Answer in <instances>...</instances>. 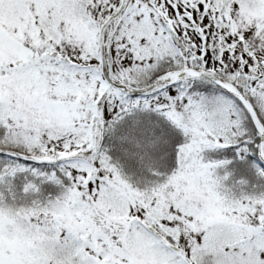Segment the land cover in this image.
Returning <instances> with one entry per match:
<instances>
[{"label": "snow or ice", "instance_id": "6c2138e0", "mask_svg": "<svg viewBox=\"0 0 264 264\" xmlns=\"http://www.w3.org/2000/svg\"><path fill=\"white\" fill-rule=\"evenodd\" d=\"M261 162L264 0H0V264H264Z\"/></svg>", "mask_w": 264, "mask_h": 264}, {"label": "rangeland", "instance_id": "374dc122", "mask_svg": "<svg viewBox=\"0 0 264 264\" xmlns=\"http://www.w3.org/2000/svg\"><path fill=\"white\" fill-rule=\"evenodd\" d=\"M243 179L246 178V180L248 181L249 185H262L264 184V181H259L257 180L254 176L248 177V175L246 177H242ZM46 187H50V186H46Z\"/></svg>", "mask_w": 264, "mask_h": 264}, {"label": "trees", "instance_id": "16d2710c", "mask_svg": "<svg viewBox=\"0 0 264 264\" xmlns=\"http://www.w3.org/2000/svg\"><path fill=\"white\" fill-rule=\"evenodd\" d=\"M247 176V174H241V173H237L236 174V178L237 179H240V178H242V177H246ZM248 177H251L250 175H248ZM246 179V178H245ZM249 186H251V185H249Z\"/></svg>", "mask_w": 264, "mask_h": 264}, {"label": "water", "instance_id": "95a60500", "mask_svg": "<svg viewBox=\"0 0 264 264\" xmlns=\"http://www.w3.org/2000/svg\"><path fill=\"white\" fill-rule=\"evenodd\" d=\"M261 163H264V162H261Z\"/></svg>", "mask_w": 264, "mask_h": 264}]
</instances>
